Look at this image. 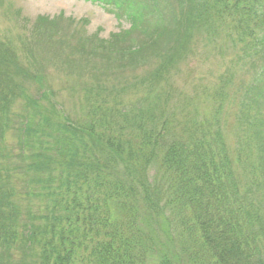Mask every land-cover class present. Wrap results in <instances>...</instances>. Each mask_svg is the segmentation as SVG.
<instances>
[{"label":"trees","instance_id":"16d2710c","mask_svg":"<svg viewBox=\"0 0 264 264\" xmlns=\"http://www.w3.org/2000/svg\"><path fill=\"white\" fill-rule=\"evenodd\" d=\"M84 1L130 26L103 38L86 18L39 16L20 46L0 38V264H264V0ZM202 35L253 74L241 148L224 126L230 74L211 108L169 90ZM44 53L84 92L79 113L58 101Z\"/></svg>","mask_w":264,"mask_h":264},{"label":"rangeland","instance_id":"374dc122","mask_svg":"<svg viewBox=\"0 0 264 264\" xmlns=\"http://www.w3.org/2000/svg\"><path fill=\"white\" fill-rule=\"evenodd\" d=\"M59 15L63 16L64 24L69 23L71 18L76 21L86 18L88 20L85 26L86 33L99 31L100 36L103 38H108L111 33L127 29L130 26L128 20L120 21L113 13L97 4L84 0H6V3L0 6V38L8 41L6 36L8 35L20 46L19 34L29 31L39 16L54 18ZM27 19L29 20L28 22H26ZM25 22V26L22 27ZM72 31L73 28L66 30L69 33ZM40 54H43L42 50ZM233 54L228 50L227 54H222L203 35L199 36L198 39L193 40L191 48L188 49L171 69L170 82L173 84V88L169 90H175L176 96L181 91L183 94L204 104V109L211 108L213 103L208 101V96L214 92L216 86L221 82L220 76L224 73L230 74L231 82L229 87L231 88V93L223 105V108L225 107L223 113L226 120L224 126H226L228 142L233 146L237 145L241 148L245 139L240 135L241 125L239 115L241 110L238 100L242 90L244 91V87H240V82L242 79L245 81L251 80L253 74L243 73L242 70L241 72L237 71L240 67L233 62L236 61V57ZM41 60L45 64L44 73L50 78L49 82L58 101L63 103L72 114L79 113V94L83 96L84 92L75 91V96H71L70 91L72 92L73 89L70 90L68 88L70 83L65 81L66 75L63 74L62 69L58 71L51 63L53 61L51 54L44 53V57ZM88 78V81L91 82V78ZM113 79L114 85L117 88L126 82V79L124 80L121 77L116 78L113 76ZM28 89L33 95L38 96V91L30 82L28 83ZM139 93L141 94L137 90L128 91L123 94L122 98L129 102ZM20 107L21 102L17 101L14 109H19L20 111ZM16 141V136L8 135V142L11 145L15 146ZM240 142L242 143L240 144ZM258 194L260 200L264 201V193L260 191ZM17 196L22 200L27 199L19 195Z\"/></svg>","mask_w":264,"mask_h":264}]
</instances>
